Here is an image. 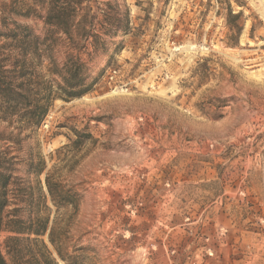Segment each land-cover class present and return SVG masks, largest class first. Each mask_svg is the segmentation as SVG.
<instances>
[{
    "label": "rangeland",
    "instance_id": "374dc122",
    "mask_svg": "<svg viewBox=\"0 0 264 264\" xmlns=\"http://www.w3.org/2000/svg\"><path fill=\"white\" fill-rule=\"evenodd\" d=\"M48 1L0 0V28L17 22L45 37ZM83 7L97 23L129 13L132 30L93 31L106 43L80 54L93 91L57 99L18 156L34 147L79 199L77 213L58 217L68 259L59 264H264V0ZM230 9L242 12L239 36L227 24ZM56 57L61 66L67 54L58 48ZM73 131L92 138L62 150ZM15 176L37 187L24 165Z\"/></svg>",
    "mask_w": 264,
    "mask_h": 264
},
{
    "label": "trees",
    "instance_id": "16d2710c",
    "mask_svg": "<svg viewBox=\"0 0 264 264\" xmlns=\"http://www.w3.org/2000/svg\"><path fill=\"white\" fill-rule=\"evenodd\" d=\"M90 0H49L47 14L43 17L45 37L35 35L34 30L17 22L2 21L0 28V234L9 236L0 242V264H59L58 259L68 263L60 246L58 217L68 209L77 213L79 199L54 181L53 173L47 171V161L41 152L29 146L24 159L19 154L25 143L34 139L43 126L57 99L81 98L93 91L96 80L86 85L85 64L80 54L90 45L95 53L104 51L103 35L113 37L119 33L131 32L130 14L107 13L96 22L89 15V7H83ZM12 14L30 18L11 9ZM86 11L79 21L77 16ZM242 12L231 9L227 24L236 35H241ZM64 38L57 39L56 35ZM65 50L67 57L60 66L57 63V49ZM57 77L61 83H57ZM75 141L62 148L74 149L83 140L91 139L73 131ZM4 145V146H3ZM14 152L17 155H14ZM24 165L28 176H35L37 187L20 184L15 176L18 167ZM46 172V173H45ZM45 174L44 185L40 180ZM50 199L54 211L48 206ZM13 205H24V208ZM26 212V215L23 214ZM47 237L54 253L45 243Z\"/></svg>",
    "mask_w": 264,
    "mask_h": 264
}]
</instances>
